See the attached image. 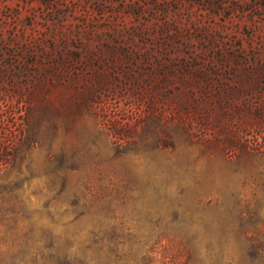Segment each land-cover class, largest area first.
Wrapping results in <instances>:
<instances>
[{"label":"rangeland","instance_id":"1","mask_svg":"<svg viewBox=\"0 0 264 264\" xmlns=\"http://www.w3.org/2000/svg\"><path fill=\"white\" fill-rule=\"evenodd\" d=\"M264 0H0V264H264Z\"/></svg>","mask_w":264,"mask_h":264},{"label":"trees","instance_id":"2","mask_svg":"<svg viewBox=\"0 0 264 264\" xmlns=\"http://www.w3.org/2000/svg\"><path fill=\"white\" fill-rule=\"evenodd\" d=\"M257 126L264 130V121H259ZM15 147V144L10 143L9 140L5 138V134L2 133L0 139V170H5L10 165V155L11 150Z\"/></svg>","mask_w":264,"mask_h":264}]
</instances>
